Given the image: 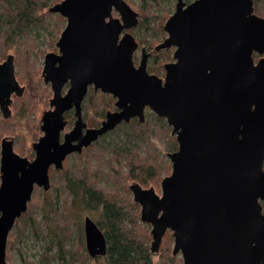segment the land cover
I'll list each match as a JSON object with an SVG mask.
<instances>
[{
  "label": "water",
  "instance_id": "obj_1",
  "mask_svg": "<svg viewBox=\"0 0 264 264\" xmlns=\"http://www.w3.org/2000/svg\"><path fill=\"white\" fill-rule=\"evenodd\" d=\"M48 11L65 26L57 53L44 56L41 75L52 97L32 144L35 157L16 154L10 137L0 141V264H9L8 235L34 187L49 189V167L61 169L68 154L122 123H143L145 109L166 120L177 143L160 194L129 186L140 221L151 227L150 251L158 252L170 231L172 255L180 254L182 264H264V18L252 0H176L162 27L166 37L154 48H174L163 78L147 71L145 48L137 65L133 60L138 43L129 30L138 13L126 0H61ZM89 86L111 95L115 110L81 134ZM23 92L8 55L0 62L3 119L10 117L11 95ZM72 107L76 120L60 143L63 114ZM83 234L88 256H105V237L89 216Z\"/></svg>",
  "mask_w": 264,
  "mask_h": 264
},
{
  "label": "trees",
  "instance_id": "obj_2",
  "mask_svg": "<svg viewBox=\"0 0 264 264\" xmlns=\"http://www.w3.org/2000/svg\"><path fill=\"white\" fill-rule=\"evenodd\" d=\"M60 0H0V46L15 45L17 55L22 61V71L29 70V58L38 48L40 31H49L54 40L61 33L65 19L59 14H52L49 7ZM165 0H137L138 4L126 0L127 4L138 13V24L130 32L137 39L139 48H145L150 52L147 71L151 74H163V65L172 60V52L169 49L155 51L154 48L164 38L162 27L170 16L169 10L164 6ZM189 1V0H187ZM253 12L264 18V0H252ZM54 15V21L48 22L47 17ZM55 35V36H53ZM53 44V42H51ZM254 60L258 59L254 55ZM133 56V60H137ZM18 67V65H17ZM18 69V68H17ZM19 83L18 70L15 73ZM24 95L14 98L12 105L21 101V106L30 108L31 98ZM87 104L94 105L104 115L107 109H112L114 99L103 93H89ZM17 103H16V102ZM152 115V120L146 118ZM70 117V116H68ZM131 135L137 141H148L149 137H156L161 143L173 144V150L177 149L171 129L163 118L156 116L149 109L145 110L144 121L132 120L128 123ZM9 129L8 124L0 119V130ZM171 140V142H169ZM111 157L104 158V151L99 146L85 149L71 167L60 172L61 181L54 196L43 193L44 199L33 198L26 211L16 220L13 234L8 236L7 256L16 241L17 236L26 237L33 234L37 239L45 241L42 256L36 264H84L86 250L83 246L82 229L76 226L72 218L71 204L78 201L85 210H93L99 213L100 218L96 224L102 231L106 240V254L102 257L92 258L101 261L102 264H153V253L150 251L151 235L148 224L139 222V205L136 204L128 190V181L138 183L140 186H152L158 188L162 177L170 174L169 161L156 151L150 144L146 149H140L137 145L133 148L114 145L110 149ZM82 155V156H81ZM97 163V165H95ZM104 167H107L106 170ZM102 176L106 184H102ZM57 181V179H55ZM56 185L53 181L52 184ZM110 185V186H109ZM58 203L60 204L59 207ZM264 213V203H261ZM55 205L54 228L49 229L45 217L41 222H36L33 207L36 206L44 212L46 206ZM35 213V211H34ZM13 227V228H14ZM80 231V241L77 245H69L71 234ZM18 240V239H17ZM158 252H163L164 264H181V259H176L169 253L173 242L172 233L166 231ZM51 245L54 250L48 251ZM167 261V262H166ZM24 264H32L24 260Z\"/></svg>",
  "mask_w": 264,
  "mask_h": 264
},
{
  "label": "rangeland",
  "instance_id": "obj_3",
  "mask_svg": "<svg viewBox=\"0 0 264 264\" xmlns=\"http://www.w3.org/2000/svg\"><path fill=\"white\" fill-rule=\"evenodd\" d=\"M130 1H132L134 5L138 4L137 0H130ZM163 2L165 3L164 6L169 10L170 13H172V11L174 10L175 0H165ZM47 21L48 22L54 21V15L47 17ZM40 35L41 37L37 39L38 48L35 49L32 55L30 56L29 70L28 69L25 70V73L21 69L22 61L19 55L16 54L17 53L16 46L15 45H12V46L8 45L6 47L0 46V60L1 61L5 60L6 56L9 54L13 55L15 73L18 70V74H19L18 77L21 80L24 78V80H22L21 83H19L20 85L25 87L24 94H23L24 95L23 101L26 103L27 97L31 98V102H30L31 106L29 108V105H28V109L25 107V105L21 106L22 104L21 101H18V103L15 101L17 104L12 105L10 109L11 111L10 117L8 120H5L6 123L8 124L9 129L0 130V140L5 136L11 137L14 141L13 147H15V150L17 151V153L24 155L26 157L27 156L29 157L31 153H33L32 147H31L32 143H34L38 139V137L42 135V132L39 129L40 124H41L40 118H41L42 113L49 108V99L52 97V92L49 88V85L48 84L45 85L43 83L41 72H42V67H43V62H44V56L46 53L50 51L56 52L57 47L55 43L60 34L56 35L57 38H55L54 40H51L52 34L49 31L41 30ZM51 42H53V44H51ZM134 55L138 57L137 60L134 61L135 64L137 65L140 60V49H138ZM112 109H113V105H112ZM112 109L110 108L107 110H112ZM85 113L87 115L88 121L89 122L92 121L91 124L92 123L96 124L103 119V117L101 116L100 110H99V116L96 113L92 116V113L90 111L88 112V110H86ZM146 118H148L149 120L150 119L152 120L153 116L147 115L146 113ZM0 119L2 120L1 112H0ZM164 122L166 123L165 119H164ZM71 125L72 123L70 122L69 126ZM169 142H171V140ZM148 144H150L156 151H158L164 157L165 160L169 161V164H170L168 154L174 151L172 143L166 145L164 143H161L159 139H157L154 136L149 137L148 141H142V140L137 141L131 135V129L128 123L127 124L123 123L119 125L112 132L103 136L99 141L94 143V146H91V148L99 146L104 151V158H108V157H111L110 149L114 145L127 146L130 148H133L135 145H137L140 149H146L148 147ZM78 159H79L78 156H71L68 159V161L64 164L63 171L71 167L74 162L78 161ZM95 165H97V163H95ZM103 168H105L106 170L107 167H104L103 165ZM170 169H171V164H170ZM55 178L57 179V181L54 180ZM53 181L56 182V185H54V183L52 184ZM60 181H61L60 171L54 172L51 175V188L47 192L49 193L50 196L55 195V193L57 192L56 188H58ZM100 182L102 184L108 183L106 182V179L104 178V176H102V180H100ZM160 182H159L158 188L154 189L157 194H160ZM131 183L133 182L128 181L127 185ZM150 187L152 186L147 185V186H144L143 188H150ZM33 198H35L36 200L44 199L45 195L43 194L42 189L36 188V190L33 192V195H32V199ZM59 205L60 204L58 203V206L56 205V207H59ZM71 205L72 206H71L70 212L72 213V218L74 219L75 224L78 227V230L79 228L82 229V236H83L82 242H83V246L85 249V240H84V234H83L84 217L89 216L93 221L97 222L100 216H99V213L96 211H93V210L88 211V210L83 209L78 203V201H75V203ZM56 207L55 205L46 206L45 207L46 209H44V212H42L41 210L36 208V206H34L32 210L33 211L32 215L34 216L36 220L35 223H37L38 221L41 222L42 218L45 217L46 220L48 221L49 229L52 231L53 230L52 228H54V221H55V218H54L55 215L53 213H55L54 211L56 210L55 209ZM138 212L140 213V207H139ZM139 222L141 221L139 220ZM148 226H149V233H150L151 227L150 225ZM14 229H15V235H16L15 227L11 230L9 235L13 234ZM80 238H81L80 231H79V234L78 232H74L73 234H71L69 245H77L79 243L78 241H80ZM44 245H45V241L43 239H37L36 236L33 234L28 233L26 237L17 236L16 241L13 243V247L11 248L8 256L6 253V261L9 264H24V260L30 261L32 264L39 263L40 257L42 256V253L44 250L43 248L45 247ZM54 248H55V245H51L48 251L54 250ZM172 248H173V242L171 244L169 253L167 252V254H172ZM85 254H86V258H85L84 264H102L101 261L96 262L94 261V259L90 258L87 252ZM163 255H164L163 252L153 253V257H152L153 264H164L165 257H163ZM176 259H181L180 254L176 255ZM50 264H55V263H50Z\"/></svg>",
  "mask_w": 264,
  "mask_h": 264
},
{
  "label": "flooded vegetation",
  "instance_id": "obj_4",
  "mask_svg": "<svg viewBox=\"0 0 264 264\" xmlns=\"http://www.w3.org/2000/svg\"><path fill=\"white\" fill-rule=\"evenodd\" d=\"M186 4H189L190 2H192L193 0H189V1H187V0H183ZM60 2V1H59ZM175 4H176V0H175ZM174 9H175V5H174ZM174 12V10L172 11V13ZM172 13H170V15L172 14ZM113 16L114 17H116L117 16V14L116 13H113ZM136 28V27H135ZM135 28H133V29H135ZM132 29H130L129 30V32L131 31ZM163 30V29H162ZM164 32V31H163ZM123 33V32H122ZM121 33V34H122ZM131 33V32H130ZM165 33V32H164ZM132 34V33H131ZM165 37H166V33H165ZM136 38V37H135ZM137 40V39H136ZM56 44V43H55ZM138 49H141V48H139V46H138ZM146 50V49H145ZM164 50H166V49H164ZM169 50H171V52H172V54H173V51H174V48H170ZM50 52H53V51H50ZM147 52V51H146ZM49 53V52H48ZM54 53H57V50H56V52H54ZM150 53V52H149ZM47 54V53H46ZM10 55V54H9ZM152 55V54H151ZM8 56V55H7ZM6 56V57H7ZM134 56V55H133ZM172 56V55H171ZM151 58V56L148 58V61H149V59ZM6 59V58H5ZM171 61H173V58H172V60ZM171 61H169V62H171ZM0 62H2L1 60H0ZM13 62H14V56H13ZM169 62H167V63H169ZM166 64V63H165ZM147 65H148V62H147ZM164 66V65H163ZM15 67V66H14ZM163 74H161V75H158L159 77H161V78H163V76H164V69H163V72H162ZM14 74H15V69H14ZM42 76V75H41ZM15 78H16V75H15ZM16 80H17V78H16ZM42 80H43V78H42ZM18 81V80H17ZM19 83V82H18ZM20 85V84H19ZM45 85H47V84H45ZM48 85H49V88H50V84L48 83ZM20 86H22V85H20ZM24 87V86H23ZM68 88H69V84L67 83V84H65L64 85V87L62 88V91H61V93H62V95H64L65 93H66V91L68 90ZM24 90H25V87H24ZM50 90H51V88H50ZM93 92H95V93H101L100 91H95L94 90V88H93V86H89L88 88H87V93H86V95H85V97L83 98V100H82V102H81V120H82V122L85 124V126H84V128L82 129V132H81V134H84L85 133V130L86 129H91V128H96V127H99V125H100V123H101V121L105 118V114H106V112L107 111H114L115 110V107H114V103H113V109L112 110H106L105 111V113H104V115H102V117H103V119L100 121V122H98V123H96V124H91V122L92 121H88V118H87V115H86V113H85V111L86 110H88V112L90 111L91 113H92V116L96 113V114H98V116H99V111L96 109V107L92 104V105H89V104H87V97H88V95H89V93H93ZM23 94H24V92H23ZM104 94V93H103ZM109 95V94H108ZM23 96V95H22ZM21 96V97H22ZM111 96V95H110ZM21 97H17L16 95H14V94H12L11 95V99H12V101H11V104L9 105V109H11V107H12V102H13V99L14 98H21ZM113 98V97H112ZM114 99V98H113ZM50 100V99H49ZM114 102H115V99H114ZM49 109V108H48ZM47 109V110H48ZM146 110V109H145ZM46 111V110H45ZM10 113H11V111H10ZM74 113H75V111H74V108L72 107L71 109H69L68 111H66V112H64V114H63V116H64V120H65V126H64V129L60 132V138H59V142L60 143H62L63 142V140H64V135H65V133H67V132H69L71 129H72V127H73V125H74V122H75V120H76V117H75V115H74ZM144 113H145V111H144ZM68 116H70V117H68ZM1 117H2V115H1ZM9 119V118H8ZM7 119V120H8ZM41 119V118H40ZM5 120V119H4ZM132 120H138V118H133V119H131L130 121H132ZM72 123V125L71 126H69V123ZM123 124V123H122ZM125 124H127V123H125ZM121 125V124H120ZM119 126V125H118ZM117 126V127H118ZM116 127V128H117ZM115 128V129H116ZM39 129H40V127H39ZM114 130V129H113ZM113 130H111V131H109V132H107L105 135H107L108 133H110V132H112ZM105 135H103V136H105ZM41 136V135H40ZM39 136V137H40ZM103 136H101V137H99L97 140H95L94 142H92L88 147H84V148H82V150H81V152L80 153H77V152H73V153H71V154H68L67 156H66V158L63 160V162H62V168L61 169H56L55 167H54V165H51L50 167H49V170H48V175H49V182H50V185H49V189L47 190V191H44L42 188H39V187H34V190H33V192L36 190V188H39V189H42V192L43 193H46V192H48L49 190H50V188H51V175L54 173V172H56V171H62V169L64 168V164L68 161V159L71 157V156H79L85 149H87V148H89V147H91V146H94V143H96L97 141H99ZM5 137H8V136H5ZM38 137V138H39ZM4 138V137H3ZM11 138V137H10ZM38 140V139H37ZM36 140V141H37ZM1 141V140H0ZM35 141V142H36ZM73 143H76V141H73ZM33 144V143H32ZM32 147V146H31ZM13 151L16 153V154H18L19 156H21V157H26V156H24V155H21V154H19V153H17V151L15 150V147H13ZM32 151H33V153H31V155L28 157H26L28 160H32L34 157H35V152H34V150L32 149ZM56 179V178H55ZM54 179V180H55ZM134 183V182H133ZM132 184V183H131ZM131 184H129L128 185V190H129V186L131 185ZM138 184V183H137ZM139 185V184H138ZM142 187V186H141ZM143 188V187H142ZM130 191V190H129ZM131 193V192H130ZM32 195H33V193H32ZM132 195V194H131ZM31 199H32V196H31ZM133 200V199H132ZM31 201V200H30ZM27 209V208H26ZM264 214V213H263Z\"/></svg>",
  "mask_w": 264,
  "mask_h": 264
}]
</instances>
